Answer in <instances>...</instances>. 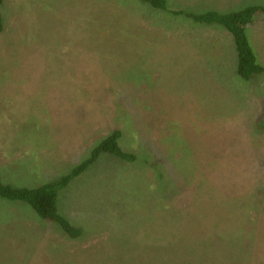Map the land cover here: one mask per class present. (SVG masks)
I'll return each mask as SVG.
<instances>
[{
	"label": "rangeland",
	"instance_id": "1",
	"mask_svg": "<svg viewBox=\"0 0 264 264\" xmlns=\"http://www.w3.org/2000/svg\"><path fill=\"white\" fill-rule=\"evenodd\" d=\"M0 12L3 181H52L112 129L136 156L102 154L59 190L75 238L0 199V264H264V169L246 162L240 182L222 164L263 157L264 72L241 79L230 33L141 0H5ZM248 35L264 66V14Z\"/></svg>",
	"mask_w": 264,
	"mask_h": 264
},
{
	"label": "trees",
	"instance_id": "2",
	"mask_svg": "<svg viewBox=\"0 0 264 264\" xmlns=\"http://www.w3.org/2000/svg\"><path fill=\"white\" fill-rule=\"evenodd\" d=\"M148 6L153 7L157 11L167 12L173 16H179L187 19L192 25H202L205 27H215L224 29L230 33L234 40L236 56H237V73L244 81L253 80L258 74L264 72V66L257 61V53L251 40L249 39V30L252 27L255 17L264 14V4H249L237 10L229 12H219L216 10H205L201 12H190L184 9H171L168 7V0H141ZM3 0H0V6ZM2 16L0 12V32L2 31ZM261 135V134H260ZM122 132L119 129H112L106 136L100 139L91 149L90 154L84 160L76 163V165L67 173H64L52 181H45L38 185L26 184L15 185L13 182H5L0 176V199L6 200L11 207L14 205L28 206L36 213V216L54 222L70 237H78L82 230L74 226L71 221L62 215L59 211L58 200L59 190L65 188L74 177L81 175L91 164H93L102 154H110L121 160L134 162L135 154L122 149L120 138ZM263 136V134H262ZM254 146L251 149L254 150ZM254 160L246 158L244 160H234L232 157H223L222 164H227L234 168L237 178L245 180L241 174L246 162H250L252 170L254 166L264 169V154L259 157V153H252ZM224 159L228 161L224 162ZM255 163V164H253ZM238 168V169H237ZM262 174H260L261 176ZM258 176L257 178H260ZM240 181V182H242ZM251 208L254 207L251 201ZM253 218H248L252 220Z\"/></svg>",
	"mask_w": 264,
	"mask_h": 264
},
{
	"label": "crops",
	"instance_id": "3",
	"mask_svg": "<svg viewBox=\"0 0 264 264\" xmlns=\"http://www.w3.org/2000/svg\"><path fill=\"white\" fill-rule=\"evenodd\" d=\"M5 2V0H3V3Z\"/></svg>",
	"mask_w": 264,
	"mask_h": 264
}]
</instances>
